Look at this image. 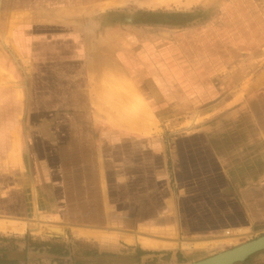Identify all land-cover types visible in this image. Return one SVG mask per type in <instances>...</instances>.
<instances>
[{
  "label": "crops",
  "instance_id": "1",
  "mask_svg": "<svg viewBox=\"0 0 264 264\" xmlns=\"http://www.w3.org/2000/svg\"><path fill=\"white\" fill-rule=\"evenodd\" d=\"M65 1L0 0V65L19 78L18 88L0 85V215L47 216L89 247L80 258L119 264H188L211 255L210 237L264 229V82L236 101L260 124L245 145L256 152L250 159L232 162L235 152L209 128L150 132L115 123L91 99L106 50L91 64L84 42L41 30L62 23L44 13L74 3ZM103 1L82 0L83 8ZM67 43L71 59L62 57ZM28 59L37 84L27 82ZM118 72L138 90L140 81ZM27 83L38 95L25 98ZM235 264H264V250Z\"/></svg>",
  "mask_w": 264,
  "mask_h": 264
},
{
  "label": "rangeland",
  "instance_id": "2",
  "mask_svg": "<svg viewBox=\"0 0 264 264\" xmlns=\"http://www.w3.org/2000/svg\"><path fill=\"white\" fill-rule=\"evenodd\" d=\"M51 11L52 17L48 10L44 15L62 23L46 24L41 30L61 35L62 41L84 42L91 64L98 49L104 47L117 71L121 69L133 82L140 81L137 88L144 98L120 72L117 77L122 80L124 92L102 97L98 86L103 87L106 77L116 73L100 67L98 62L91 95L98 112L121 125H146L150 132L159 128L173 132L209 128L223 150L235 152L232 162L237 157L238 161L244 160L247 155L250 159L256 153L246 151L245 145L256 138L260 124L253 119L251 109L238 112L243 104L236 101L243 99L252 85L264 82V0H107L86 8L82 0H74ZM1 17L0 33L7 26ZM5 39L9 40L10 35ZM63 51L62 57L71 59L70 48ZM26 62L27 68L35 64L32 59ZM54 64H48L47 76L53 74ZM34 70L31 67L26 71L30 75L27 82L31 79L37 84L38 72ZM0 77V85L18 88L17 75L1 65ZM37 91V86L28 84L24 96H36ZM126 112L132 119L124 116ZM0 216V220H25ZM25 221L39 223L41 231L0 230V256L7 251L9 259H20L17 264H119L110 259L97 262L80 258L90 251L89 247L75 240L70 228L65 227L64 233L49 231V226L59 225L47 216L36 215ZM263 234L264 229L236 237L224 234L217 239L210 237L214 240L206 244L215 245L210 250L214 255ZM197 256L191 254L189 260Z\"/></svg>",
  "mask_w": 264,
  "mask_h": 264
},
{
  "label": "bare ground",
  "instance_id": "3",
  "mask_svg": "<svg viewBox=\"0 0 264 264\" xmlns=\"http://www.w3.org/2000/svg\"><path fill=\"white\" fill-rule=\"evenodd\" d=\"M100 48L102 50L105 49V48H102V47H100ZM102 58H104V57L102 56ZM108 59L109 58L105 57L104 58V61H101V63H99L100 64V67H102V68L105 67V69H106V67H108L109 68V69L107 68L108 70H110V71L112 70L113 73H116V74H114L113 76L106 77V81L105 80L103 81V84H104L103 87H101L102 85L101 86L100 85L98 86L99 89H100V91L102 90L101 91L102 92L101 93L102 97H104V96L105 97L106 96L108 97V96H111V95L113 96L114 93H115V95H118V94L122 93V91L124 92V88H123V85H122V80L120 79V77H117L120 74L117 71L116 67L113 66L114 64L111 63L112 61L110 62ZM108 87L114 88V91L107 90ZM138 101H139V99H138ZM134 106H132V107H134ZM139 107H142V106L139 105ZM121 108H123V106H121ZM122 113H123V111H122ZM149 115H151V114H149ZM129 126L132 127V128H141L144 131H149V129H147V126L146 125H143V124H142V126H140V125H137L135 123L134 124L131 123V124H129ZM25 220L24 221L10 220V219L9 220H0V230L1 231H10V232L24 233L28 228H30L32 230H35L37 233H38V231L39 232L41 231L40 230L41 227H40V224L39 223H36V222H30L29 223V222H26ZM48 230L49 231L52 230V231L57 232V233H64V227H61V226H49L48 227ZM134 240H135V238H134ZM145 246H146V244H145ZM147 246H150V245H147ZM151 246L154 247L153 245H151Z\"/></svg>",
  "mask_w": 264,
  "mask_h": 264
},
{
  "label": "water",
  "instance_id": "4",
  "mask_svg": "<svg viewBox=\"0 0 264 264\" xmlns=\"http://www.w3.org/2000/svg\"><path fill=\"white\" fill-rule=\"evenodd\" d=\"M264 250V234L241 245L188 264H235Z\"/></svg>",
  "mask_w": 264,
  "mask_h": 264
},
{
  "label": "trees",
  "instance_id": "5",
  "mask_svg": "<svg viewBox=\"0 0 264 264\" xmlns=\"http://www.w3.org/2000/svg\"><path fill=\"white\" fill-rule=\"evenodd\" d=\"M3 254H4L3 256H0V264H17V262L20 260L19 258H16V259L10 258L9 259V257L7 256V254H8L7 251H4Z\"/></svg>",
  "mask_w": 264,
  "mask_h": 264
}]
</instances>
